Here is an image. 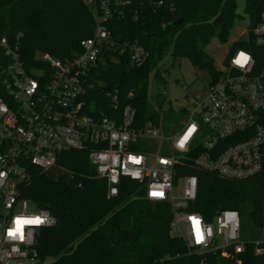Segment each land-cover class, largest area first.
<instances>
[{
  "label": "built area",
  "instance_id": "obj_1",
  "mask_svg": "<svg viewBox=\"0 0 264 264\" xmlns=\"http://www.w3.org/2000/svg\"><path fill=\"white\" fill-rule=\"evenodd\" d=\"M95 15L91 38L71 57L38 54L24 60L19 34L14 42L2 37L8 63L0 67V264H52L38 253V235L57 225L47 210L22 199L18 185L28 167L47 172L60 167L71 151H88L96 177L107 181L108 199L118 197L124 179L144 190L145 199L169 203L171 234L199 255L232 247L245 251L240 237V212L224 210L207 222L189 207L197 198L198 179L178 176L179 168H200L220 178L247 181L264 168V64L246 50L234 52L226 71L208 85L204 98L193 100L189 119L175 135L164 137L153 122L137 125L128 105L117 116L85 111V97L94 88L104 48L120 54L128 43L112 37L107 24L114 18L111 0H84ZM264 48V22L253 31ZM249 32L245 37L247 38ZM131 62L141 67L147 50L134 44ZM241 54L249 57L236 63ZM116 102L117 93H107ZM220 145H229L219 150ZM185 228V234L181 230ZM264 243V227L261 229ZM258 249L257 253H262Z\"/></svg>",
  "mask_w": 264,
  "mask_h": 264
},
{
  "label": "trees",
  "instance_id": "obj_2",
  "mask_svg": "<svg viewBox=\"0 0 264 264\" xmlns=\"http://www.w3.org/2000/svg\"><path fill=\"white\" fill-rule=\"evenodd\" d=\"M114 18L107 24L112 37L128 43L124 54L104 48L95 75L94 88L85 97L87 113L116 115L130 105L137 112V125L160 116L149 102L151 76L168 55L188 59L208 69L217 80L221 73L205 52L216 39L229 41L238 12V0H111ZM249 25L247 38L235 41L228 53L246 50L264 64V48L256 45L254 29L264 22V0H244ZM182 25H178L179 20ZM96 27L93 9L84 0H0V40L14 42L19 34L24 60L34 62L38 54L56 59L73 56L80 43L93 36ZM144 47L149 57L138 67L131 62V46ZM8 63L0 48V67ZM226 63V64H227ZM212 81V82H213ZM2 87L0 86V92ZM117 93L116 102L107 93ZM229 145H220L224 150ZM58 165L72 174L67 183L51 181L46 172L28 167V178L18 185L21 198L38 210H47L57 225L38 235V253L52 264H264V243L246 242L245 251L232 247L199 255L171 234L173 220L169 203L145 199L144 190L124 179L118 197L108 199L107 181L96 177L88 151H71L60 156ZM198 179L197 198L189 211L207 222L224 210L250 204V218L264 227V168L247 181H231L200 168H179L178 176ZM262 249V253H257ZM240 262V263H239Z\"/></svg>",
  "mask_w": 264,
  "mask_h": 264
},
{
  "label": "rangeland",
  "instance_id": "obj_3",
  "mask_svg": "<svg viewBox=\"0 0 264 264\" xmlns=\"http://www.w3.org/2000/svg\"><path fill=\"white\" fill-rule=\"evenodd\" d=\"M238 12L241 15L236 21L229 41L225 44L214 39L205 52L214 60V68L218 73L226 71V63L231 45L245 37L249 20L244 14V0H238ZM213 76L208 69L194 66L188 59L173 60L170 55L159 66L158 77L151 76L149 102L151 108L160 116V132L164 137L175 135L189 119L193 100L204 98ZM69 171L62 167L52 168L46 176L54 182L67 183ZM252 206L244 205L240 210V237L244 242L260 243L263 240L261 229L250 218ZM183 234L185 228L181 226ZM240 263V262H239Z\"/></svg>",
  "mask_w": 264,
  "mask_h": 264
},
{
  "label": "snow or ice",
  "instance_id": "obj_4",
  "mask_svg": "<svg viewBox=\"0 0 264 264\" xmlns=\"http://www.w3.org/2000/svg\"><path fill=\"white\" fill-rule=\"evenodd\" d=\"M247 61V57H245V56H241V59L240 60H238L237 62L238 63H241V62H246Z\"/></svg>",
  "mask_w": 264,
  "mask_h": 264
},
{
  "label": "water",
  "instance_id": "obj_5",
  "mask_svg": "<svg viewBox=\"0 0 264 264\" xmlns=\"http://www.w3.org/2000/svg\"><path fill=\"white\" fill-rule=\"evenodd\" d=\"M182 23H183L182 19L177 22L178 25H182Z\"/></svg>",
  "mask_w": 264,
  "mask_h": 264
},
{
  "label": "clouds",
  "instance_id": "obj_6",
  "mask_svg": "<svg viewBox=\"0 0 264 264\" xmlns=\"http://www.w3.org/2000/svg\"><path fill=\"white\" fill-rule=\"evenodd\" d=\"M242 55H243V54H241V56H242ZM243 56H245V55H243ZM245 57H247V56H245ZM240 59H241V58H240ZM247 59H249V57H247ZM237 61H238V60H237ZM237 61H236V63H238ZM243 63H244V62H241V63H238V64H243Z\"/></svg>",
  "mask_w": 264,
  "mask_h": 264
},
{
  "label": "crops",
  "instance_id": "obj_7",
  "mask_svg": "<svg viewBox=\"0 0 264 264\" xmlns=\"http://www.w3.org/2000/svg\"><path fill=\"white\" fill-rule=\"evenodd\" d=\"M72 175H70V179H71ZM258 243V242H257Z\"/></svg>",
  "mask_w": 264,
  "mask_h": 264
}]
</instances>
